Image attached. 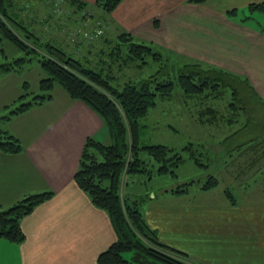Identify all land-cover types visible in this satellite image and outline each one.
<instances>
[{"label": "crops", "instance_id": "obj_1", "mask_svg": "<svg viewBox=\"0 0 264 264\" xmlns=\"http://www.w3.org/2000/svg\"><path fill=\"white\" fill-rule=\"evenodd\" d=\"M85 1L95 4V0ZM262 3L264 0H122L109 14L99 10L109 21L106 34L128 31L174 58L239 75L264 104ZM20 76L0 74V84L8 79L13 82L0 93V110L7 112V106L21 94ZM2 126L20 139L24 149L16 154L0 150V207L31 193H54L22 218L26 235L22 242L0 238V264H98V255L117 234L109 214L93 204L77 184L75 173L87 137L109 141L102 118L56 85L50 99L13 115ZM256 137L240 141L235 152H261L263 135ZM246 141L250 143L245 145ZM224 143L220 142L223 147ZM257 158L249 161L248 168L257 167ZM232 177L248 183L239 180L242 176L237 173ZM189 194L167 189L156 197L158 202L142 204L145 220L163 242L186 253L196 264H227L229 252L236 258L235 264H264L263 201L253 202V196L249 202H238L232 196L225 204L209 206L179 201Z\"/></svg>", "mask_w": 264, "mask_h": 264}, {"label": "trees", "instance_id": "obj_2", "mask_svg": "<svg viewBox=\"0 0 264 264\" xmlns=\"http://www.w3.org/2000/svg\"><path fill=\"white\" fill-rule=\"evenodd\" d=\"M121 1L95 0V5L109 14ZM61 3L69 8V12L82 18L81 24L92 17L90 4L85 0H61ZM12 5V0H0V50L5 55L3 41L9 40L24 51V55L0 63V74L15 72L22 75L30 68L26 63L34 57L39 62L42 74L38 82L39 92H31V95L28 91L30 82L23 79L22 93L12 105L7 106V112L0 110V150L8 154L23 151L24 145L20 139L5 129L3 123L15 114L27 111L32 105L50 99L55 86H61L72 98L82 100L96 111L109 134L108 142L93 136L87 137L75 173L77 184L88 194L93 204L109 214L117 234L116 240L98 255V264H196L186 253L160 239L156 229L147 223L143 215L142 202L145 198L140 196L130 201L129 195L122 192L123 177L127 172H145L151 178L155 167H148L150 160L157 162V174H176L175 168L185 160L183 154L172 147L161 143H147L142 139L143 128L147 125L142 120L154 109L158 100L171 97L176 86L186 95L213 99L221 98L226 89H230L237 98L238 89L231 80H227L226 74L240 76L196 61L179 65L176 69V65L171 66L160 50L137 39L128 31L118 33L113 38L115 43L102 34L98 37L103 46L97 51H103L100 56L108 51L112 60L120 58L119 66L127 67L132 63L144 66L148 62V56L159 62L155 73L129 79L120 88L111 84L110 67L108 74H105L103 68L92 64L90 57L76 55V48L69 51L50 41L39 43L40 37L25 22L26 17L22 12L11 10ZM259 6L264 9V3ZM104 22L109 25V21L103 17L97 18L96 24ZM39 48L43 51H39ZM170 68L177 71V80H173L167 71ZM237 101L241 102L242 99L239 97ZM234 104L229 101L228 115L215 107H207L201 111L200 120L214 123L223 119L229 126H233L238 122L239 116L237 111L231 110ZM204 115L208 116L204 118ZM192 147L193 143H189L184 149L201 165V159L196 156ZM190 184L191 182H186L169 190L186 193ZM217 185L218 178L211 175L202 184V188L208 190ZM53 193L52 190L31 193L8 207H0V238L22 242L26 237L21 226L22 218L32 213ZM228 193L232 194L230 190ZM129 252L132 254L130 257L127 256Z\"/></svg>", "mask_w": 264, "mask_h": 264}, {"label": "rangeland", "instance_id": "obj_3", "mask_svg": "<svg viewBox=\"0 0 264 264\" xmlns=\"http://www.w3.org/2000/svg\"><path fill=\"white\" fill-rule=\"evenodd\" d=\"M12 3L13 8L11 10L15 9L19 13L22 12L30 29L40 37L39 43L41 41L43 43L50 41L68 48L69 51H73V48H76V55H83L85 58L90 57L92 64L103 68L105 74H108L110 67L112 70L110 81L114 86L121 88L127 80L149 76L159 68V62L152 59L151 56L147 57L148 62L141 67L135 63L129 64L127 67L125 65L119 66L121 59L115 58L112 60L108 51L100 56V52L103 51L97 50L103 46V42L99 41V37L90 41L85 37L84 32L92 31L95 27H101L103 29L102 34L114 40V43L115 39L113 38L115 35L111 33L112 31L106 34L109 27L107 23L96 24L97 18L102 16L104 18V15L107 14L98 5L90 3L92 17L81 24L82 18L69 12V8L64 7L61 0H12ZM66 9L68 13L64 14ZM99 9L103 11L104 15L100 13ZM259 18L264 21L263 17ZM2 46L7 56L5 57L0 50V63L24 55V51L18 49L9 40H4ZM39 51L43 50L39 48ZM161 53L168 59L171 66L176 65V69L179 65L191 62L184 57L177 56L174 58L166 52L162 51ZM100 58H102V61H100ZM26 66L30 68L20 76V86H22L21 82H23V79H26L30 82L28 91L30 93L39 92L38 82L42 72L40 71L41 68L37 58L34 57L31 61H28ZM174 68H170L167 71L170 72L173 80H177V71ZM226 78L231 80L233 86L238 89L239 96L237 95L236 97L238 99L240 97L242 99L241 102H236L237 98L233 96L230 89H226L221 98L213 99L186 95L180 87L176 86L172 96L158 100L154 109L142 120L147 124L142 132L143 141L161 143L172 147L181 152L185 160L175 168L176 174H157L158 164L154 159V161L150 160L148 163L149 168L155 167L153 175L150 176L151 178H148L149 174L145 172H127L123 177L122 192L129 195L130 201L136 197L143 196L145 199L142 204L144 205H148L151 201L158 202L157 199L167 189L191 182L188 191L190 194L179 199V201L183 199L185 204L222 205L231 201L233 197L238 202H249L252 196L254 198L253 202H264V193L260 194L261 189L264 188V183H261V178L264 177V168L262 167L261 169L260 167L264 163V145L260 147L262 151L257 154L246 151L241 155V153L235 152L236 144L254 136L263 135V137H260L261 142L259 144L263 143L264 104L259 102L258 94L246 80L229 74H226ZM8 81L9 79L0 84L1 95L4 91L9 90V86L13 83ZM21 90H23L22 87ZM200 100L202 101L200 102ZM229 101L235 103L231 110L234 109L239 115L236 124L229 126L223 119L214 123L207 122L208 124L203 126L198 124L202 122L199 113L210 106L228 115L230 113L227 106ZM247 114L252 117L250 121V116L248 117ZM207 116L204 115V118ZM244 124L246 126L236 131L237 128ZM231 133L233 134L230 135ZM221 141H225L223 144L225 147L220 144ZM189 143H193L192 150H195L196 156L201 159V165L197 164L190 157V153L184 149ZM249 143L250 141H246L245 145ZM232 153L234 154L231 155ZM254 157H258L257 167L248 168V165L251 164L249 161ZM230 173L239 174L242 176L239 180H247L248 183H238V179L234 180L233 174L231 175ZM211 175L217 177L219 183L216 187L205 190L202 188V184ZM228 190L231 191V195H229ZM130 255L132 254L129 252L127 256L130 257ZM226 255L229 256L227 264H235L236 258H234V255L231 256L230 252Z\"/></svg>", "mask_w": 264, "mask_h": 264}, {"label": "built area", "instance_id": "obj_4", "mask_svg": "<svg viewBox=\"0 0 264 264\" xmlns=\"http://www.w3.org/2000/svg\"><path fill=\"white\" fill-rule=\"evenodd\" d=\"M103 33V29L101 27L94 28L92 31H85L84 35L87 39H95Z\"/></svg>", "mask_w": 264, "mask_h": 264}]
</instances>
